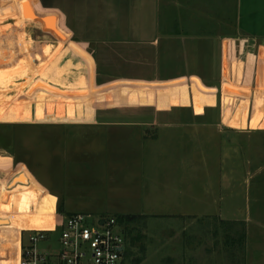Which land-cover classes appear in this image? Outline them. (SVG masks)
<instances>
[{
  "label": "rangeland",
  "instance_id": "rangeland-1",
  "mask_svg": "<svg viewBox=\"0 0 264 264\" xmlns=\"http://www.w3.org/2000/svg\"><path fill=\"white\" fill-rule=\"evenodd\" d=\"M232 54L226 82L264 99V44L242 41ZM14 61L11 56L10 64ZM22 82L14 76L0 86L1 99H10L13 106L22 105V110L31 112L25 122L0 120V141L7 145V152L0 154L13 159L16 174L26 166L49 194H40L38 208L45 212L37 218L18 214L8 216L6 222L0 218V264H20L23 239L28 245L34 231H53L57 218L65 214L92 219L138 216L133 238L139 237V241H133L121 227L126 249L132 253L122 264H264V113L262 120L252 119L253 97L248 109L245 105L242 109V114L248 110L242 129L223 122L227 108L222 102L219 114L192 120L183 112L175 127L165 129L161 124L160 140L152 143L151 152L141 145L138 134L153 135L158 129L96 127L90 122L114 119L87 111V105L77 102L73 118L67 112L59 117L58 104L67 100L61 96L50 95L54 111L49 113L50 103L44 102V117L38 118L37 95L17 94L16 85ZM237 99L230 105L231 118L242 107V97ZM190 110L188 116H192ZM211 121L231 131L219 132ZM194 122L199 125L192 127ZM138 150L143 151L137 154ZM127 161L143 164L145 175H132ZM16 176L5 181L12 189L18 185L14 184ZM52 195L57 198L55 209ZM2 203L6 210L12 208L11 198L2 200L0 207ZM59 207L63 215L58 213ZM179 208L195 213L174 214ZM23 218L28 225L21 231ZM242 222L248 233L245 252ZM58 237L53 233L41 240L39 252L55 256Z\"/></svg>",
  "mask_w": 264,
  "mask_h": 264
},
{
  "label": "crops",
  "instance_id": "crops-1",
  "mask_svg": "<svg viewBox=\"0 0 264 264\" xmlns=\"http://www.w3.org/2000/svg\"><path fill=\"white\" fill-rule=\"evenodd\" d=\"M242 41L264 44V0H0V86L20 77L17 94L37 95L38 118L44 117V102L50 103L49 113L54 111L53 95L67 99L58 104L59 117L67 112L73 118L77 102L114 119L90 125L158 129L153 135L138 134L149 150L160 140V125L175 127L183 112L185 118L203 119L219 114L223 102V122L242 129L248 112L242 109L253 97L252 119L262 120L263 96L226 82L227 63ZM11 56L15 61L10 64ZM238 97L242 107L231 118L230 105ZM22 108L0 98V120L25 122L31 112ZM216 126L219 132L227 130ZM6 147L0 142V151L7 152ZM128 165L132 175H145L143 164ZM13 166L10 156L0 154V205L8 198L12 203L10 210L2 203L0 218H37L45 212L37 200L49 193L26 166L17 174ZM15 175L18 185L12 189L5 181ZM52 198L55 209L57 198ZM179 209L174 214L195 213Z\"/></svg>",
  "mask_w": 264,
  "mask_h": 264
},
{
  "label": "built area",
  "instance_id": "built-area-1",
  "mask_svg": "<svg viewBox=\"0 0 264 264\" xmlns=\"http://www.w3.org/2000/svg\"><path fill=\"white\" fill-rule=\"evenodd\" d=\"M53 231H34L21 246L20 264H122L126 240L116 218L92 219L84 214L61 216ZM58 233L59 252L41 254L38 243Z\"/></svg>",
  "mask_w": 264,
  "mask_h": 264
},
{
  "label": "trees",
  "instance_id": "trees-1",
  "mask_svg": "<svg viewBox=\"0 0 264 264\" xmlns=\"http://www.w3.org/2000/svg\"><path fill=\"white\" fill-rule=\"evenodd\" d=\"M0 130H1V128H0ZM3 141H5V140L3 139ZM0 142L2 143V141H0ZM63 212H64L63 211V208L59 207L58 208V213L60 215H63ZM71 215H74V214H65L63 216H71ZM114 218H116V217H114ZM116 220H117L118 224L121 227H123V228H125L127 230L128 237H130L133 241H135V240H138L139 241V237L138 238H135V239L133 238V234L134 233H137L136 232L137 229L134 226H135V224L138 223V216H133V215L132 216H128V217L121 216V217H117ZM244 223L245 222H242V238H241V242H242V252L243 251L244 252L246 251L247 240H248V233L245 230V224ZM123 232H124V235H125V231H123ZM49 234H53V233H48V235ZM56 234H58V233H56ZM125 240H126V238H125ZM23 247H26V245L24 243V239H23ZM131 254L132 253L130 251H127V249H126L125 250L124 257L126 256L128 258V257L131 256Z\"/></svg>",
  "mask_w": 264,
  "mask_h": 264
}]
</instances>
